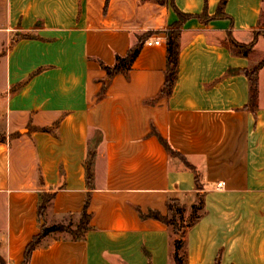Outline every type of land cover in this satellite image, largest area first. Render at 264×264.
<instances>
[{
  "label": "crops",
  "instance_id": "0c3cea01",
  "mask_svg": "<svg viewBox=\"0 0 264 264\" xmlns=\"http://www.w3.org/2000/svg\"><path fill=\"white\" fill-rule=\"evenodd\" d=\"M172 1L191 18L180 32L178 75L165 97L166 31L179 21L171 6L0 0L5 264H175L179 235L141 214L180 222L169 208L177 203L186 223L199 194L204 206L185 230V264H215L218 257L220 264H264V66L255 109L246 75L264 59V36L248 57L227 41H253L264 0H227L217 18L221 0ZM143 36L161 45L144 44L131 70L112 77L98 98L107 80L103 67H113ZM93 149L89 185L85 163ZM84 213L90 229L83 237L51 233L25 261L43 226L77 228Z\"/></svg>",
  "mask_w": 264,
  "mask_h": 264
},
{
  "label": "trees",
  "instance_id": "16d2710c",
  "mask_svg": "<svg viewBox=\"0 0 264 264\" xmlns=\"http://www.w3.org/2000/svg\"><path fill=\"white\" fill-rule=\"evenodd\" d=\"M154 1L160 5H169L171 8L177 13L179 17V21L168 28L166 31L167 33V70L165 73V83L164 87L160 93L161 96L169 97L173 91L177 75H178V65H179V55H180V43H179V37H180V32L182 29V26L186 20L191 18L190 15H183L175 6L172 0H150ZM227 0H221L217 15V17H223L224 14V6L226 4ZM204 20H209L207 17H202ZM19 38H27L30 39L32 38L31 35L29 34H20ZM258 37H255L253 41L249 44H240L236 42L235 40L231 39L229 40V45L231 48L234 50V52L237 55L243 56V57H248L249 54L253 51L256 42H257ZM146 41V36L139 37L138 41L135 46H133L127 53L125 57L117 56L116 57V63L113 67H107L104 66V70L106 71L107 74V80L103 82V86L101 89V92L98 95V98L103 97V95L106 92V88L108 85L109 80L114 77L116 74H119L121 72L123 73H128L131 70V67L136 60V58L139 56L141 53V50L145 44ZM264 66V59L262 62L255 67L252 70L246 71V75L250 81V89H251V97H250V103L253 109L256 107V102L258 98V71L259 69ZM237 71H234L233 73H236ZM44 132H49L48 129H41ZM158 136V135H157ZM159 141L161 144L165 147L167 152L174 154L173 150L169 146L166 140H164L162 137L158 136ZM0 140H3V138H0ZM95 158V150L93 149L91 152H89L87 161L85 163V170H86V177L89 185H91L92 178H93V161ZM193 172L195 173V178H196V186L197 190L200 191L202 190L201 184H200V179L199 175L194 167L188 166ZM50 201V198L44 199L43 203L40 207V212L39 214L42 216L45 208ZM204 206V200L203 196L199 194V201L198 204L194 205L192 207V217L193 219H197L199 217L198 212L203 209ZM169 208L171 211L174 209L176 210L177 214L180 215L181 221L178 222L176 217H164L159 213L156 212H150L148 214H141L142 218H153L156 219L168 226H172L174 231L179 235V238L175 240L174 242V260L175 264H185L186 263V255L181 254V251L184 246V241L183 237L185 234V230L189 227H191L195 220H191L190 222H186L183 220V214L185 212V208L180 207L177 205V203H173L169 205ZM89 222H90V216L87 213L83 214L82 221L77 227L76 231H73L70 226H63V225H54V226H43L41 233L38 237L34 238L33 241L28 245L25 253V261H28L32 252L35 250V248L40 244L41 240L45 238L47 235L54 233V232H67L71 234L74 238H81L84 236V234L90 229L89 227ZM0 264H5L3 259L0 257ZM215 264H220V259L219 257L217 258Z\"/></svg>",
  "mask_w": 264,
  "mask_h": 264
},
{
  "label": "rangeland",
  "instance_id": "374dc122",
  "mask_svg": "<svg viewBox=\"0 0 264 264\" xmlns=\"http://www.w3.org/2000/svg\"><path fill=\"white\" fill-rule=\"evenodd\" d=\"M259 36H264V20L262 22V24L259 26V28L254 32L253 34V37H259ZM230 39H228L227 41H229ZM261 50V49H260ZM2 80V79H1ZM0 80V82H1ZM0 88H2V86L0 85ZM199 213V212H198ZM186 222H190L191 220H195L193 219L194 217H192V210L191 211H187L186 213ZM179 219V218H178ZM70 228L73 230V231H76L77 228L75 227H71V225H69ZM79 226V225H78Z\"/></svg>",
  "mask_w": 264,
  "mask_h": 264
},
{
  "label": "built area",
  "instance_id": "2783aa9c",
  "mask_svg": "<svg viewBox=\"0 0 264 264\" xmlns=\"http://www.w3.org/2000/svg\"><path fill=\"white\" fill-rule=\"evenodd\" d=\"M145 44L147 46H159V45H161V41H160V39H155L152 41H147ZM219 186H224V184H219Z\"/></svg>",
  "mask_w": 264,
  "mask_h": 264
}]
</instances>
